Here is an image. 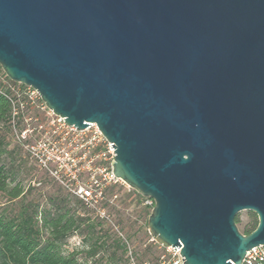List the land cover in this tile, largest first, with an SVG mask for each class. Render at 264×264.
<instances>
[{
    "label": "water",
    "instance_id": "95a60500",
    "mask_svg": "<svg viewBox=\"0 0 264 264\" xmlns=\"http://www.w3.org/2000/svg\"><path fill=\"white\" fill-rule=\"evenodd\" d=\"M0 68L68 126H97L182 264L264 246V0H0Z\"/></svg>",
    "mask_w": 264,
    "mask_h": 264
},
{
    "label": "trees",
    "instance_id": "16d2710c",
    "mask_svg": "<svg viewBox=\"0 0 264 264\" xmlns=\"http://www.w3.org/2000/svg\"><path fill=\"white\" fill-rule=\"evenodd\" d=\"M2 75L8 84H15ZM12 94L11 88L0 82V195L18 202L10 211L0 210V264H121L125 247L120 239L109 234L98 219L85 211L80 213L78 208L85 207L48 175L39 178L38 186L27 189L22 180L11 179V165L5 159L13 156L6 142L12 122ZM235 223L240 233L248 235L258 219L249 212L241 228L238 215ZM74 236L80 239L82 250L66 252Z\"/></svg>",
    "mask_w": 264,
    "mask_h": 264
},
{
    "label": "built area",
    "instance_id": "2783aa9c",
    "mask_svg": "<svg viewBox=\"0 0 264 264\" xmlns=\"http://www.w3.org/2000/svg\"><path fill=\"white\" fill-rule=\"evenodd\" d=\"M11 90L12 120L21 114L20 109L22 111L25 108L41 110L46 117V127L41 120L37 127L25 128L20 132L19 137L28 156L40 170L64 186L67 193L83 207L99 219H105L102 204L106 194L112 187L125 184L112 171L115 157L112 143L95 124L82 130L68 126L62 117L45 106L34 89L24 86L22 91ZM33 131H39V137L28 142ZM159 247L161 253L154 264L183 263V257L179 258L180 249L175 251L171 246ZM131 264L150 263L131 260ZM241 264H264V246L247 251Z\"/></svg>",
    "mask_w": 264,
    "mask_h": 264
},
{
    "label": "rangeland",
    "instance_id": "374dc122",
    "mask_svg": "<svg viewBox=\"0 0 264 264\" xmlns=\"http://www.w3.org/2000/svg\"><path fill=\"white\" fill-rule=\"evenodd\" d=\"M3 71L0 68V82L8 85L15 91H22L20 84H8L3 78ZM11 122V128L6 136L7 150L13 151V156H7L5 159L11 165L10 173L11 179L22 180L24 188L36 187V183L41 176L48 175V173L40 170L35 162L28 156L25 148L20 140V132L25 129H33L43 121L46 127V117L41 110L25 108L21 111ZM35 119H38L35 121ZM39 132V131H38ZM33 131L28 142H32L39 133ZM53 180V179H51ZM52 182V181H51ZM56 182V181H55ZM53 183V182H52ZM63 191L67 193L64 186L59 184ZM50 186L45 190H49ZM68 194V193H67ZM69 195V194H68ZM72 198V197H70ZM73 199V198H72ZM18 206V202L7 201L0 195V210L6 208L10 211L12 208ZM73 206V205H72ZM154 206V202L149 198H143L126 184L112 187L106 194L102 207L104 209L106 218L99 219L86 208H78L80 213L87 212L92 218H96L102 222V227L108 230L112 236H116L124 244L125 253L123 255V262L121 264H131V260L136 263L148 262L154 264L157 261L161 249L155 240L151 241V236L148 232L147 220ZM74 208V207H73ZM248 211H242L238 214L240 220V228L247 222ZM77 249L82 250L80 239L76 236L72 237L66 247V252ZM104 264V263H100Z\"/></svg>",
    "mask_w": 264,
    "mask_h": 264
}]
</instances>
